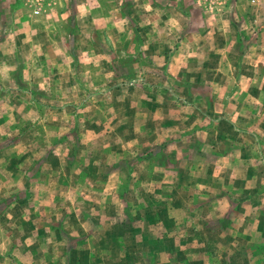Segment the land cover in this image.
<instances>
[{
    "label": "rangeland",
    "instance_id": "obj_1",
    "mask_svg": "<svg viewBox=\"0 0 264 264\" xmlns=\"http://www.w3.org/2000/svg\"><path fill=\"white\" fill-rule=\"evenodd\" d=\"M0 264H264V0H0Z\"/></svg>",
    "mask_w": 264,
    "mask_h": 264
},
{
    "label": "built area",
    "instance_id": "obj_2",
    "mask_svg": "<svg viewBox=\"0 0 264 264\" xmlns=\"http://www.w3.org/2000/svg\"><path fill=\"white\" fill-rule=\"evenodd\" d=\"M32 13L34 16H38L40 14V10L36 8Z\"/></svg>",
    "mask_w": 264,
    "mask_h": 264
},
{
    "label": "crops",
    "instance_id": "obj_3",
    "mask_svg": "<svg viewBox=\"0 0 264 264\" xmlns=\"http://www.w3.org/2000/svg\"><path fill=\"white\" fill-rule=\"evenodd\" d=\"M252 2H255V1H252ZM234 5H236V4H234ZM231 8V7H230Z\"/></svg>",
    "mask_w": 264,
    "mask_h": 264
}]
</instances>
